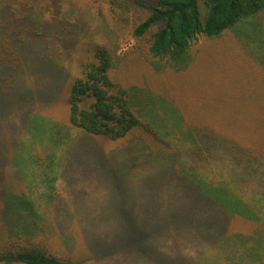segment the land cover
Masks as SVG:
<instances>
[{"label": "rangeland", "instance_id": "374dc122", "mask_svg": "<svg viewBox=\"0 0 264 264\" xmlns=\"http://www.w3.org/2000/svg\"><path fill=\"white\" fill-rule=\"evenodd\" d=\"M92 2L108 12V0ZM199 7L204 17L203 0ZM96 25H80L84 34L72 44L65 70L27 49L22 75L10 89L13 78L0 65L1 205L12 211L24 203L19 212L32 232L64 260L262 264L252 252L264 234L225 204L235 184L264 215L258 179L229 155L204 157L201 167H192L185 154L195 144L186 138L196 136L187 124L206 123L209 132L264 155V14L219 38L199 36L184 71L164 63L136 71L134 107L157 137L142 124L115 141L70 124L80 45L99 41ZM76 36L73 27L71 40ZM232 207L240 211V202ZM233 239L237 256L227 249Z\"/></svg>", "mask_w": 264, "mask_h": 264}, {"label": "trees", "instance_id": "16d2710c", "mask_svg": "<svg viewBox=\"0 0 264 264\" xmlns=\"http://www.w3.org/2000/svg\"><path fill=\"white\" fill-rule=\"evenodd\" d=\"M201 1L108 0L106 12L95 7L92 0H85L84 4L78 0H6L0 7V65L13 78L7 87L12 89L20 79L27 49L58 60L60 69L65 70L72 44L78 45L84 34L80 25L90 27L91 21H97L99 41L89 40L80 45L83 57L69 95L71 126L115 141L144 124L157 137L135 110L131 92L135 72L162 63L184 71L190 65L192 43L199 36L219 38L241 22L264 14V0H203L205 15L201 17ZM73 27L77 36L71 40ZM130 41L131 48L122 52V46ZM196 125L199 126L193 128L187 124L188 129L196 132V136L186 138L195 139L194 148L185 154L190 165L201 167L204 157L229 155L230 159L244 163L248 177L258 179L257 190L264 196V155L228 135L209 132L206 123ZM229 190L234 196L230 193L227 198L226 211L240 213L264 234V215L242 198L240 187L234 184ZM236 202H240V211L232 207ZM17 206L10 211L0 201V264H88L57 257L37 239L27 217L19 212L25 210V204L20 202ZM236 242H228L227 248L234 256L238 253ZM252 253L263 264L264 238Z\"/></svg>", "mask_w": 264, "mask_h": 264}]
</instances>
